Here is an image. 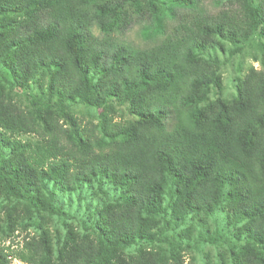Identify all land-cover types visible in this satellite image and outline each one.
Wrapping results in <instances>:
<instances>
[{
	"label": "trees",
	"instance_id": "1",
	"mask_svg": "<svg viewBox=\"0 0 264 264\" xmlns=\"http://www.w3.org/2000/svg\"><path fill=\"white\" fill-rule=\"evenodd\" d=\"M212 1L214 12L202 0H0V199L23 202L39 230L20 262L191 264L183 249L221 239L230 264H264V0ZM135 24L151 47L116 39ZM246 48L260 68L234 100L210 101L218 55ZM31 87L26 103L13 92ZM104 185L117 198L76 232L54 187ZM44 214L65 220L62 240ZM216 215L233 243L210 235Z\"/></svg>",
	"mask_w": 264,
	"mask_h": 264
},
{
	"label": "rangeland",
	"instance_id": "2",
	"mask_svg": "<svg viewBox=\"0 0 264 264\" xmlns=\"http://www.w3.org/2000/svg\"><path fill=\"white\" fill-rule=\"evenodd\" d=\"M202 8L209 12H214V1L202 0ZM140 29L141 26L135 24L123 35H117L116 39L135 49L151 47L154 42L144 40L140 35ZM93 32L97 34V28L95 26L93 27ZM218 57L220 61L217 67V74L220 76V91L211 93L209 98L210 101H214L220 96L223 100L232 101L236 97L239 78H242L250 67L254 69L260 68V64L256 60L258 58H254L259 56L253 49L246 48L241 55L235 56L232 59H228L222 54H219ZM13 92L20 100L26 103L27 98L34 94L35 89L31 87L28 94L18 89H15ZM79 108L80 112L77 113L85 116V119H93L96 115V112L92 109H85L82 106H79ZM20 139L22 141H27L32 138L24 136L20 137ZM59 188V186L56 188L54 187L53 190L56 193L54 205L58 208H62V210L66 212V222L72 225L74 230L78 233L84 232L81 222L90 225L99 217L98 210L101 208L100 204L104 200V197L108 196V199L111 201L117 198L116 192L108 185L103 186V190L108 193L106 195L93 193V190L96 191L98 189L97 187H94V189L81 187L74 193L65 192V194H62V190ZM52 189L51 185L47 186V190L50 191ZM40 192L44 193V189L41 188ZM26 210L29 211L30 209H26L25 204L21 201H5L0 199V249L5 250L10 260L9 264H23L14 256V253L21 247L25 239L37 236L39 232L28 220L29 215L32 219L34 212L32 211V213H29ZM39 222H42V226H45L53 236L60 237L61 240L64 238L65 228L62 219L55 215L44 214L39 217ZM207 223L210 235L214 232H218L223 235L226 240H229L230 244L234 242L231 229H227L221 215L210 218ZM184 227V225H181L178 229L180 230ZM197 234V231L194 232L193 237L196 238ZM56 242L57 240L54 241V243ZM228 247L229 244L222 242L221 239L213 243L208 240H202L194 244V246L192 244L191 248L183 249L181 254L183 255L182 257L185 263L230 264L229 259L231 256ZM135 251L136 248L131 247L126 250L125 253L134 254Z\"/></svg>",
	"mask_w": 264,
	"mask_h": 264
}]
</instances>
